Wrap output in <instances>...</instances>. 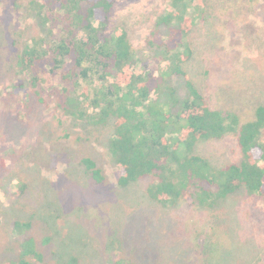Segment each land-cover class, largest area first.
<instances>
[{
	"label": "rangeland",
	"instance_id": "obj_1",
	"mask_svg": "<svg viewBox=\"0 0 264 264\" xmlns=\"http://www.w3.org/2000/svg\"><path fill=\"white\" fill-rule=\"evenodd\" d=\"M29 2L0 0V264H18L27 236L44 254L43 263L31 264H68L73 256L75 264H264V195L242 187L213 208L191 199L162 205L147 193L150 177L118 183L120 167L108 148L113 119L90 124L29 94L16 60L44 31ZM169 2L118 0L108 28L126 31L139 68L162 75L161 84L183 97L185 77L168 69L159 45L168 27L153 32ZM207 2L182 68L212 108L245 122L264 105V0ZM157 96L165 100L167 91ZM196 152L216 167L242 157L235 134L199 141ZM83 157L96 161L104 182L93 181ZM16 220L32 227L17 234Z\"/></svg>",
	"mask_w": 264,
	"mask_h": 264
},
{
	"label": "trees",
	"instance_id": "obj_2",
	"mask_svg": "<svg viewBox=\"0 0 264 264\" xmlns=\"http://www.w3.org/2000/svg\"><path fill=\"white\" fill-rule=\"evenodd\" d=\"M117 1L30 0L44 31L24 43L16 60L29 94L42 103L51 100L64 115L90 124L106 125L113 119L108 148L120 167L118 183L127 186L150 177L147 193L162 205L191 199L213 208L242 187L264 195V105L257 106L253 119L242 122L236 112L212 108L182 68L193 53L187 37L205 17L207 0H170L153 30L168 27L159 45L168 69L185 77L183 97L176 87L161 84L162 75L139 68L126 31L109 30ZM163 90L167 99L153 97ZM230 134L237 136L239 162L216 167L196 152L199 141ZM82 162L94 182H104L95 160L83 157ZM31 227L29 220H16L13 230L22 234ZM18 245V264L44 262L35 237ZM76 262L73 256L68 264ZM115 264L125 262L117 259Z\"/></svg>",
	"mask_w": 264,
	"mask_h": 264
}]
</instances>
